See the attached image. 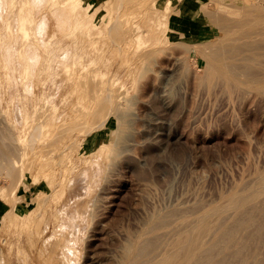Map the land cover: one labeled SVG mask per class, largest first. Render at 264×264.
<instances>
[{
  "label": "rangeland",
  "instance_id": "1",
  "mask_svg": "<svg viewBox=\"0 0 264 264\" xmlns=\"http://www.w3.org/2000/svg\"><path fill=\"white\" fill-rule=\"evenodd\" d=\"M189 1L0 0V147L14 149L23 171L17 182L0 171V264H123L152 217L171 219L152 234L164 245L224 195L253 193L264 171V89L225 78L208 46H224V32L238 28L226 25L252 15L245 5L258 0H200L201 9L187 11ZM117 17L118 31L110 25ZM255 41L243 46L245 56ZM261 44L252 66L264 62ZM109 91L115 101L107 114L96 97ZM35 117L46 122L32 143ZM27 189L30 205L4 219ZM259 196H248L242 213L215 217L225 221L222 232L239 228L229 249L216 252L227 253L225 264H264Z\"/></svg>",
  "mask_w": 264,
  "mask_h": 264
},
{
  "label": "bare ground",
  "instance_id": "2",
  "mask_svg": "<svg viewBox=\"0 0 264 264\" xmlns=\"http://www.w3.org/2000/svg\"><path fill=\"white\" fill-rule=\"evenodd\" d=\"M73 2H76V3H79V0H72ZM153 1H156V0H153ZM217 1H219V0H217ZM245 1V0H244ZM250 1V0H249ZM248 0L247 1H245V3L247 2L248 4H250V2H249ZM118 2L119 3H121V0H118ZM233 2V1H232ZM240 1H238V3H239ZM154 3V5H155V2H153ZM223 3V2H222ZM244 3V4H245ZM252 3L254 4V2H252L251 1V4H250V6L252 7H254L255 6V4L254 5H252ZM226 4V3H225ZM234 5V2L233 3H231V5ZM230 5V4H229ZM232 5V6H233ZM257 5H258V7H256L257 9H255V7H254V9L255 10H253V11H256L255 13H256V17L254 16H252V15H254L253 14V11H252V9H253V7H252V9H251V7L249 6V7H247L246 5H245V7L246 8H244V12L245 13H251L252 12V15H247L246 16V14H245V16L248 18H246V20L244 19L245 18V16H242V17H244L243 18V20L241 19V20H239V23H237L236 24V22L234 23V24H232V23H230L229 22V24H231V25H229L228 24V21H227V17H224L223 19H224V24L226 25V22H227V24L228 25H226V28L227 29H230V28H232V29H234V28H237L238 29V32L234 29V31H232V33L234 32H237V33H240V31H242L241 33V37L240 38H238V34L237 33H235V35H237V36H235V37H233V34L232 33H230L231 31H226V32H224V34H225V37L226 38H224V39H227L228 40V42L223 46V45H221V43H220V46H208L209 47V51L211 52V54H212V59H213V61L214 62H216L217 63V65H218V67H219V69H220V73L225 77V78H229L231 81H233V82H236V83H240L241 85H242V83H243V85L245 84V86H248V87H250V88H253V89H256V90H262V89H264V78H262L263 77V75H264V73H263V75L261 74V76L262 77H258L259 79H257L256 77L258 76L255 72L256 71H258L259 69H262V70H264L262 67H261V65L264 67V62L263 63H261L262 62V60L263 59H261V61H259L261 64H259L258 62H255L256 64H257V70H253V69H256V68H254V66L256 65L255 63H254V66H252L253 65V61H255L256 59V61H258L259 60V58L258 57H261V56H263V53H258V54H253V52H258L257 51V49H259V46L258 45H260L261 43H263L264 42V0H258L257 1ZM235 6H237L238 7V4L237 5H235ZM240 6V5H239ZM241 8H242V6H240ZM248 8V9H247ZM244 12H243V15H244ZM258 12V13H257ZM212 14V13H211ZM224 15V14H223ZM219 16V15H218ZM226 16V15H225ZM220 17V16H219ZM253 17V20L252 19H250V18H252ZM225 18H226V20H225ZM230 18V17H229ZM220 19V18H219ZM230 19H234V17H231ZM240 19V18H239ZM250 19V20H249ZM217 20H218V18H217ZM236 20H238V19H236ZM221 21V20H220ZM219 21V22H220ZM167 22V21H166ZM218 22V21H217ZM238 22V21H237ZM121 23H122V21H121V19L120 18H115L114 20H112L111 21V23H110V25H111V28H113V29H116L117 31L118 30H120V28H121ZM221 23H223V22H221ZM223 24V25H224ZM236 24V25H235ZM219 25V24H218ZM223 25H221L220 27H222ZM228 26H231L230 28L228 27ZM235 26V27H234ZM237 26V27H236ZM260 28V29H259ZM221 29V28H220ZM226 29V30H227ZM239 29H241L240 31H239ZM256 29H258V31L256 30ZM223 30H225V29H223ZM140 31V30H139ZM138 31V32H139ZM117 33L118 32H116L115 33V35H117ZM232 36V37H230V35ZM226 34L227 35H229V37L228 36H226ZM221 35V34H220ZM218 36V40L221 42V40H222V38H220L221 36ZM221 40H220V39ZM262 38V39H261ZM216 39V40H217ZM248 39V40H247ZM263 40V41H261V42H258V40ZM255 40H257V41H255ZM259 40V41H260ZM215 41V40H214ZM218 41V42H219ZM257 42L258 43V45H256L257 46V48L255 49V43H254V45H253V47H251V48H254V50H256V51H254L253 49H252V54L251 53H246V54H250V55H252V57L251 56H248V55H246L245 56V52H247V50L249 49V44L250 43H252V42ZM217 42V41H216ZM256 43V44H257ZM260 43V44H259ZM208 44V43H207ZM253 44V43H252ZM247 46L248 47V49H247V47H243V46ZM251 45V44H250ZM252 46V45H251ZM261 46H264L263 44H261ZM243 47V48H242ZM242 49H244V52H243V50ZM247 49V50H246ZM260 49H262V47H260ZM263 51H264V47H263V49H262ZM250 51H251V49H250ZM260 52V51H259ZM262 52V51H261ZM262 54V55H261ZM258 55H260V56H258ZM253 56H255V59L254 60H252L254 57ZM257 57V58H256ZM262 58V57H261ZM264 58V57H263ZM249 59H251V60H249ZM250 62H249V61ZM251 61H252V63H251ZM264 61V60H263ZM258 64H259V66H260V68H258L259 66H258ZM251 68H253L252 70H253V72L255 73H253L252 72V70H251ZM260 71V70H259ZM258 71V72H259ZM261 73L262 72H264V71H260ZM253 74L256 76H253ZM242 75H244V79L243 78H241V76ZM260 75V74H259ZM263 79V80H260V79ZM97 98V101H98V105H100V108L102 109V110H107V114L109 113V112H111V110H112V108H113V106H114V101H115V98H114V94L112 93V92H107L106 94H103L102 96H100V97H96ZM46 104V103H45ZM103 107V108H102ZM99 108V109H100ZM44 116V115H43ZM45 118V117H44ZM43 118V119H44ZM42 119V118H41ZM100 121V120H99ZM106 118H104L102 121H100L99 123L98 122H96V125L98 126V128L99 127H102V126H104L105 125V123H106ZM45 122H46V120H37V117H35L34 119H33V122L31 123V124H29V127H31V126H33V128H34V131L33 132H31V139H30V141L32 142V143H34L36 140H38L37 139V137H40L41 135H42V130H43V127L45 126L44 124H45ZM44 123V124H43ZM98 123V124H97ZM95 125V126H96ZM94 127V126H93ZM90 130V129H89ZM89 130H88V133H89ZM92 130V129H91ZM91 130H90V132H91ZM101 148V147H100ZM0 149H1V153H0V171H4L5 172V174L6 175H8V176H10V177H13L15 174H16V176L18 175V173H19V175H21V173L23 172H18V171H20L19 169H18V171H17V168H21V164H20V157L19 156H16L17 154H15V151H14V149L13 148H10L9 147V145H6L5 143L4 144H2V146L0 147ZM104 149V148H103ZM16 151H17V149H15ZM21 150H24V148H21ZM15 154V155H14ZM20 154H23V151H22V153L20 152ZM25 156V155H24ZM23 156V157H24ZM48 158H47V160H46V162L47 163H50L51 162V160H55V156H47ZM22 159V158H21ZM23 167V166H22ZM35 168V167H34ZM22 170H23V168H22ZM30 170V169H29ZM32 170H33V167H32ZM26 171V170H25ZM17 172V173H16ZM31 172V171H30ZM14 178V177H13ZM15 178H17V179H19L20 178V176L19 177H15ZM14 178V179H15ZM22 178V177H21ZM257 178H258V182L256 181V183H258L257 184V186L256 187H254L255 185H256V183H255V185L253 186V187H251L250 186V188L252 189V188H254V189H252L253 190V193H249L248 195L247 194H245V193H248V192H245V191H243V192H245V193H242V191H241V193L240 192H238V191H240V190H238V191H236V192H234L233 193V191H232V194H229V195H227V196H225L224 195V197L225 198H223L222 199V197H221V199L222 200H219V201H221V202H218V203H215L216 205H211L209 208H204V210L201 212L200 211V213L198 212V214H196V215H193V217H191V218H189V219H187V220H185L184 222H183V226L181 225V228L179 227L178 228V230L180 229H182V227H183V229L180 231V234L178 235L177 234V232H173V230H172V233H174V234H177L174 238H172V240H170L169 242H165L166 241V239L163 241V243H164V245H165V243H166V245L164 246L163 244H159V243H162V242H160L164 237H162V239H160V241H158V242H154V241H157V240H153L154 239V237H156L157 238V236H159V235H156V234H154L155 232L154 231H156V228H159V230H160V227H158V226H160L161 225V222H163L164 220H166V221H164V222H166L167 223V221H170V220H168V218H169V216H168V214H167V216L168 217H166V216H164V215H159V216H157L156 218H154L153 219V217H152V219H151V221L149 222V227H151L152 226V224H154L155 225V223L158 221V220H160L159 221V225L158 224H156V226L155 227H151V229L147 226L148 224L147 223H145V224H147L146 226V228H147V230L145 231V228H144V232H143V230H142V232H138L137 233V235L134 237V240H132L133 242L132 243H130L129 245H128V249H127V252H126V258L125 259H122V263L123 264H137V262H136V260H137V257L139 256L140 258H142L143 259V257H144V261H142V260H140L141 262H138V264H200V263H202V264H225L224 263V260H225V256H227V253H226V255L224 256V259L223 258H221V256L222 255H219L220 253L218 252V254H216V252L217 251H220L221 249L223 250L224 248L223 247H225L224 245H226V244H228L229 242H230V244H231V241L235 238V237H237L236 236V233L238 232V230H239V228H238V226L234 223V225H232V227L230 226V227H228L227 229L225 228V229H223V232H222V229H220L221 227H223L224 226V222H223V226L222 225H220L219 224V221L218 220H220V218H219V216H221L222 217V215H223V217H225L226 216V218H228V216H227V213L230 211L231 213H236V211L237 212H241V210L242 211H244L243 209H248V203H250V197H252V196H254L253 197V199H255L257 196L258 197H260L259 195H260V193H262V192H264V171L263 172H261L260 173V175L259 176H257ZM12 179V178H11ZM14 179L12 180L13 182H14ZM15 181L17 182V180L15 179ZM16 182H14L13 184V186L14 187H9V191L8 192H10L9 193V195L7 194L6 196H7V200L9 199L10 200V197H13V196H10L11 195V193L16 189V185H15V183ZM249 189V188H248ZM13 194V193H12ZM251 194V195H250ZM262 195V194H261ZM248 196H250V197H248ZM248 199H249V201H248ZM252 199V200H253ZM259 198H257L256 200H258ZM256 200H253L254 202L256 201ZM251 202V203H254V202ZM248 202V203H247ZM258 202V201H257ZM14 201H13V205H14ZM259 203H260V201H259ZM214 204V203H213ZM245 205H246V207H245ZM250 205V204H249ZM254 205V204H253ZM94 206V205H93ZM245 207V208H243V209H241L242 207ZM248 206V207H247ZM251 206H252V204H251ZM262 206V205H261ZM15 207V206H14ZM12 208V210L10 211V212H8L5 216H4V219H6V217H12L13 216V214H15V212H17L18 210L16 209V208ZM256 208H257V206H256ZM174 209V208H173ZM176 209V208H175ZM241 209V210H240ZM250 209V208H249ZM38 211V210H37ZM168 211V210H167ZM180 211H182V210H179V212ZM185 211V210H184ZM183 211V212H184ZM197 211V210H196ZM232 211H234V212H232ZM248 211V210H247ZM246 211V212H247ZM36 212V211H35ZM95 212V211H94ZM175 212V211H174ZM182 212V213H183ZM245 212V213H246ZM155 213V212H154ZM170 213V212H169ZM226 213V214H225ZM242 213V212H241ZM244 213V212H243ZM244 213V214H245ZM249 213H251L250 211H249ZM156 214V213H155ZM159 214V212L156 214V215H158ZM163 214V213H162ZM165 215H166V213H164ZM185 214V213H184ZM224 214H225V216H224ZM239 214V213H238ZM238 214H235L236 216H238ZM248 214V213H247ZM91 215V214H90ZM155 215V216H156ZM169 215H172V212L169 214ZM190 215V214H189ZM231 215V214H230ZM233 215V214H232ZM242 214H240V216H241ZM154 216V217H155ZM236 216H234L233 215V217L231 216L230 218H235L234 220H237V221H239L238 219H236ZM182 217V216H181ZM215 217H217V218H219L218 220H215ZM244 217V216H243ZM151 218V217H150ZM170 218H172V216L170 217ZM173 218H175V217H173ZM177 218V217H176ZM183 218V217H182ZM186 218H188V217H186ZM214 218V219H213ZM238 218V217H237ZM178 219V218H177ZM213 219V220H212ZM222 219V218H221ZM250 219V218H249ZM152 220H154L155 221V223H154V221H152ZM173 220V219H172ZM212 220V221H211ZM218 222V224H219V228H218V224L215 222ZM226 220V219H225ZM228 220V219H227ZM245 220H246V218H245ZM5 221V220H4ZM177 221V220H176ZM213 221H214V223H213ZM222 221H223V219L220 221V223H222ZM237 221H234V222H237ZM242 221H243V219H242ZM251 221H252V218H251ZM153 222V223H152ZM172 222H174V221H172ZM178 224H179V226H180V220H178ZM181 222V223H182ZM227 222V221H226ZM250 222V221H249ZM150 223H152L151 225H150ZM177 223V222H176ZM238 223V222H237ZM243 223V222H242ZM241 223V224H242ZM168 224V223H167ZM171 224V223H170ZM213 224H217L216 225V227H214L213 226ZM233 224V223H232ZM163 225H165V223L163 224ZM173 225V224H172ZM175 226V225H174ZM174 226H172L173 228H174ZM176 226H178V225H176ZM226 226H229V224H227ZM239 226H240V223H239ZM162 227V226H161ZM165 227V226H164ZM171 227V228H172ZM241 227V226H240ZM259 227H262V226H259ZM143 228V227H142ZM169 228H170V225H169ZM214 228V229H213ZM218 228V230H216V229ZM224 228V227H223ZM263 228H264V226H263ZM152 229H155V230H152ZM161 229H163L164 230V228H161ZM168 229V228H167ZM177 229V228H176ZM257 229H259V228H257ZM158 230V231H159ZM171 230V229H170ZM169 230V231H170ZM177 230V231H178ZM213 230H214V232H215V230H216V233H218L219 231L221 232H219V234H217L216 235V233H215V235L212 237V239L213 240H211V242L209 241V239H207V237L206 236H211L210 234H214L213 233ZM248 230V229H247ZM262 230H264V229H262ZM261 229L259 230V231H262ZM218 231V232H217ZM258 231V230H257ZM154 232V233H153ZM157 232V231H156ZM249 232V230L247 231V233ZM178 233H179V231H178ZM246 233V234H247ZM152 234H153V236L154 237H152ZM158 234V233H157ZM159 234H160V231H159ZM162 234H164L163 232H162ZM161 234V235H162ZM166 234H168V231H167V233ZM170 235H172L171 233H169ZM173 234V235H174ZM149 235H151V236H149ZM169 236V235H168ZM167 237V236H166ZM205 237H206V239H207V241L209 242H207L206 241V239H205ZM264 237V236H263ZM155 238V239H156ZM159 238V237H158ZM161 238V237H160ZM169 238V237H168ZM171 238V237H170ZM209 238V237H208ZM253 238V237H252ZM235 239H237V238H235ZM234 239V240H235ZM247 239H248V237H247ZM260 239H263V238H259V240ZM159 240V239H158ZM253 240V239H252ZM237 241V240H236ZM233 242V241H232ZM252 242V241H251ZM258 242V241H257ZM129 243V242H128ZM155 243H156V245H158L159 244V246L161 247V246H164V248H162V250H161V248H160V250H156L155 248H156V245H155ZM158 243V244H157ZM247 243H248V241H247ZM244 244V243H243ZM155 245V246H154ZM229 245V244H228ZM248 245V244H247ZM227 246V245H226ZM230 246V245H229ZM264 246V245H263ZM155 247V248H154ZM246 247V246H245ZM257 247H259V246H257ZM262 247V246H261ZM158 248V247H157ZM226 249H229V247L227 246V247H225ZM247 248V247H246ZM249 248H251V247H249ZM260 248V247H259ZM154 249H155V251H154ZM159 249V248H158ZM240 249V248H239ZM254 249V248H253ZM221 250V254H223V251ZM125 251H126V249H125ZM152 251L153 252H155L154 253V255H152L151 253H152ZM229 251V250H228ZM260 251V250H259ZM63 252V251H62ZM224 252H226L225 250H224ZM256 252V251H255ZM261 252V251H260ZM229 253V252H228ZM230 254V253H229ZM233 254V253H232ZM231 254V255H232ZM234 254H235V252H234ZM264 254V253H263ZM3 255V254H2ZM67 255V254H66ZM152 255V256H151ZM218 255V257H220V258H218V257H216ZM257 255V254H256ZM143 256V257H142ZM241 256V255H240ZM259 256V255H258ZM3 257V256H2ZM138 257V258H139ZM223 257V256H222ZM254 257H256V256H254ZM263 257V256H262ZM139 258V259H140ZM229 258V257H228ZM248 258V257H247ZM250 258V257H249ZM249 258H248V260H249ZM139 259L137 260V261H139ZM242 259V258H241ZM0 260H2V258L0 259ZM123 260H124V262H123ZM229 260V259H228ZM243 260H245V258L243 259ZM262 260V259H261ZM234 261V260H233ZM250 261V260H249ZM256 261V260H255ZM2 262V261H1ZM136 262V263H135ZM226 262V261H225ZM228 262V261H227ZM240 262V261H239ZM246 262H247V260H246ZM263 262V261H262ZM3 264H4V262H2ZM229 264H230V262H228ZM235 263V262H234ZM233 263V264H234ZM227 264V263H226ZM241 264V263H240ZM248 264H249V262H248ZM253 264V263H252ZM257 264V263H256ZM262 264V263H261Z\"/></svg>",
  "mask_w": 264,
  "mask_h": 264
},
{
  "label": "crops",
  "instance_id": "3",
  "mask_svg": "<svg viewBox=\"0 0 264 264\" xmlns=\"http://www.w3.org/2000/svg\"><path fill=\"white\" fill-rule=\"evenodd\" d=\"M187 4L189 5L187 11H194L196 8L201 9L202 7L200 0H190ZM191 20H193V18H191ZM184 21L187 22V20ZM32 199L33 198L30 194V190H24L22 193H18L16 195L13 207L15 206L14 208L16 209L24 210L30 205Z\"/></svg>",
  "mask_w": 264,
  "mask_h": 264
}]
</instances>
